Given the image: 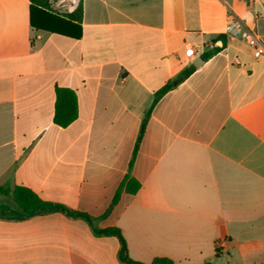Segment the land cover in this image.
<instances>
[{
  "label": "crops",
  "instance_id": "crops-1",
  "mask_svg": "<svg viewBox=\"0 0 264 264\" xmlns=\"http://www.w3.org/2000/svg\"><path fill=\"white\" fill-rule=\"evenodd\" d=\"M48 4L61 19L80 10L79 38L34 29L31 0H0V188L99 220L24 218L0 194L13 213L0 264H122L118 238L94 228L119 229L145 264H264V56L225 34L231 9L264 44V0ZM59 89L78 102L66 128ZM128 176L140 189L109 212Z\"/></svg>",
  "mask_w": 264,
  "mask_h": 264
},
{
  "label": "trees",
  "instance_id": "trees-1",
  "mask_svg": "<svg viewBox=\"0 0 264 264\" xmlns=\"http://www.w3.org/2000/svg\"><path fill=\"white\" fill-rule=\"evenodd\" d=\"M49 0H31V25L34 29L42 30L50 33H57L68 36L73 39H77L81 36V27L78 24L80 22L79 14H71L67 15L66 19H61L56 16H52L44 9H48ZM40 7V8H39ZM35 10H38L43 14L42 19L38 22L35 20ZM78 22V23H75ZM211 54H209L206 58H208ZM192 73V70H186L182 76L179 78V81L187 78ZM172 86H167L164 88L156 97L155 103L165 95ZM78 117V102L75 93L68 89H59L57 91V100L54 114V124L61 128H66L71 125ZM145 123L142 126L140 137L138 143L141 141L142 135L144 133ZM136 155V152H135ZM140 189V184L130 178L129 176L126 178L119 191L117 192L112 206L109 210L114 207L119 201L121 192L125 190L130 194H136ZM12 194L14 209L20 213L21 217H29L35 214L41 213H51V212H61L66 214L69 217L80 218L86 221L91 226H95V223L99 219H95L90 217L89 215L71 210L63 205L54 204L50 202L43 201L36 193L32 190L24 187H16L13 190H8L7 188H0V194ZM1 216H13V213L10 210H4L0 212ZM94 231L97 235H106V236H114L118 238L120 241V251H119V260L122 264H145L138 261H135L130 257L126 240L122 235L121 231L117 228H109L106 230H100L94 228ZM150 264H175L172 260L168 258H156ZM211 264V263H206Z\"/></svg>",
  "mask_w": 264,
  "mask_h": 264
},
{
  "label": "built area",
  "instance_id": "built-area-1",
  "mask_svg": "<svg viewBox=\"0 0 264 264\" xmlns=\"http://www.w3.org/2000/svg\"><path fill=\"white\" fill-rule=\"evenodd\" d=\"M252 1V0H251ZM225 34L232 39H238L244 42L251 50L254 59L260 60L264 56V44L259 35L231 9L227 11V26ZM195 50L190 47L186 50V56L192 58Z\"/></svg>",
  "mask_w": 264,
  "mask_h": 264
}]
</instances>
